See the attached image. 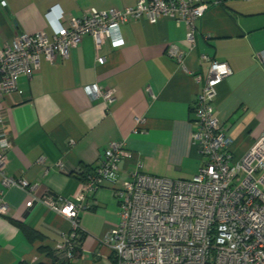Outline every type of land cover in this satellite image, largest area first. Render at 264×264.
Masks as SVG:
<instances>
[{
  "label": "crops",
  "instance_id": "crops-1",
  "mask_svg": "<svg viewBox=\"0 0 264 264\" xmlns=\"http://www.w3.org/2000/svg\"><path fill=\"white\" fill-rule=\"evenodd\" d=\"M210 7L197 22L196 45L185 42V25L162 16L121 25L124 45L103 44L96 53L85 36L65 60L41 57L31 78L21 75L22 93L0 96V126L12 145L7 176L35 185L32 195L48 193L75 202L82 175L98 166L113 141H124L128 156L118 162L117 179L134 172L169 179H191L203 163L200 145L192 139V104L202 89L209 62H226L231 75L217 87L215 115L231 140L235 160L264 133V0H206ZM4 2V4L2 3ZM137 0H0V49L19 34L45 30L51 8L65 18L80 17L89 8L108 10L135 5ZM176 44L185 51L183 64L167 56ZM115 88L110 105L92 101L85 86ZM142 119L137 123V119ZM115 179L87 194L79 212L83 239L80 255L70 264H114L104 236L119 223ZM17 187L0 179V264L51 262L48 251L71 230L62 214L35 203ZM24 227L41 238L30 239Z\"/></svg>",
  "mask_w": 264,
  "mask_h": 264
},
{
  "label": "built area",
  "instance_id": "built-area-1",
  "mask_svg": "<svg viewBox=\"0 0 264 264\" xmlns=\"http://www.w3.org/2000/svg\"><path fill=\"white\" fill-rule=\"evenodd\" d=\"M209 7L206 0H137L121 9L89 8L82 16L67 19L51 8L46 14L50 34L45 30L23 32L0 49V96L22 93L18 87L21 75L31 78L40 69L41 57L51 64L67 59L70 49L85 36L92 38L96 53L106 42L112 48L122 47L121 25L132 19L154 24L166 16L183 23L187 47L194 48L197 22ZM166 54L183 64L185 51L178 45L169 44ZM202 59L209 65L205 78L196 76L203 86L192 104V139L200 145L203 163L191 179L148 174L140 166L127 180L117 182L118 162L128 152L124 141H113L100 164L83 180L75 202L51 193L37 198L32 195L35 185L6 175L12 145L0 132L1 184L28 192L31 199L26 206L43 205L70 220L71 230L55 244L56 252L74 258L83 201L113 178L119 223L102 244L111 250L114 264H264V133L242 157L233 158L231 140L215 115L217 87L232 71L226 62L204 55ZM84 89L92 101L101 100L106 106L115 101V88L94 83ZM2 123L0 116V126ZM6 210L2 202L0 213Z\"/></svg>",
  "mask_w": 264,
  "mask_h": 264
},
{
  "label": "trees",
  "instance_id": "trees-1",
  "mask_svg": "<svg viewBox=\"0 0 264 264\" xmlns=\"http://www.w3.org/2000/svg\"><path fill=\"white\" fill-rule=\"evenodd\" d=\"M91 170H94V168L92 169H89V170H86L85 174L82 175V180H84L87 176V174L91 171ZM24 230L27 234V236L30 238V239H36V238H41V235L38 234V232L30 229V228H25L24 227ZM82 239H83V234L80 233V236L78 238V240H76V244L74 246V249H73V252H72V255L74 258L78 257L80 255V249H79V245L81 244L82 242ZM48 256L51 257V262L49 264H70L72 260H70L69 258H67L63 253H58L56 252L54 249H50L48 251ZM18 264H25V263H18ZM37 264H46V263H37Z\"/></svg>",
  "mask_w": 264,
  "mask_h": 264
}]
</instances>
